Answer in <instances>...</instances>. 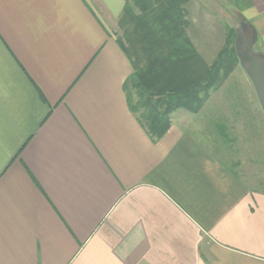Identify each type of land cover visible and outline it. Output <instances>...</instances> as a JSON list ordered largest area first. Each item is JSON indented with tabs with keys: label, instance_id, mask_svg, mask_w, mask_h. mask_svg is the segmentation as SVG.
I'll return each instance as SVG.
<instances>
[{
	"label": "crops",
	"instance_id": "0c3cea01",
	"mask_svg": "<svg viewBox=\"0 0 264 264\" xmlns=\"http://www.w3.org/2000/svg\"><path fill=\"white\" fill-rule=\"evenodd\" d=\"M124 4L0 0V264H264V191L194 115L156 140L130 112ZM240 13L264 42V0Z\"/></svg>",
	"mask_w": 264,
	"mask_h": 264
},
{
	"label": "trees",
	"instance_id": "16d2710c",
	"mask_svg": "<svg viewBox=\"0 0 264 264\" xmlns=\"http://www.w3.org/2000/svg\"><path fill=\"white\" fill-rule=\"evenodd\" d=\"M124 2L119 19L123 37L117 43L133 68L125 83L128 107L148 135L158 140L168 131L172 113L197 114L208 92L222 81L221 71L236 64V34L229 30L216 60L207 65L186 33V6L191 0Z\"/></svg>",
	"mask_w": 264,
	"mask_h": 264
},
{
	"label": "rangeland",
	"instance_id": "374dc122",
	"mask_svg": "<svg viewBox=\"0 0 264 264\" xmlns=\"http://www.w3.org/2000/svg\"><path fill=\"white\" fill-rule=\"evenodd\" d=\"M201 1L205 2L198 4L199 9L188 10L186 33L204 63L211 65L216 60L231 29L236 34L234 49L247 42L251 44L252 52L263 54L264 42L260 34L240 13L248 6V0L195 2ZM117 25L114 28L116 36L121 38L123 30L119 21ZM220 79L219 86L208 92L202 109L192 114L193 121L188 127L197 130L200 139L210 141L211 147L221 148L226 154L221 159L251 188L264 191V115L238 59L230 71H221Z\"/></svg>",
	"mask_w": 264,
	"mask_h": 264
},
{
	"label": "water",
	"instance_id": "95a60500",
	"mask_svg": "<svg viewBox=\"0 0 264 264\" xmlns=\"http://www.w3.org/2000/svg\"><path fill=\"white\" fill-rule=\"evenodd\" d=\"M235 54L241 70L251 83L258 105L264 114V56L251 51V44L243 42L235 46Z\"/></svg>",
	"mask_w": 264,
	"mask_h": 264
},
{
	"label": "flooded vegetation",
	"instance_id": "af4514ba",
	"mask_svg": "<svg viewBox=\"0 0 264 264\" xmlns=\"http://www.w3.org/2000/svg\"><path fill=\"white\" fill-rule=\"evenodd\" d=\"M245 31V30H244ZM246 41H248V40H246Z\"/></svg>",
	"mask_w": 264,
	"mask_h": 264
}]
</instances>
